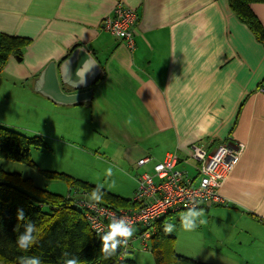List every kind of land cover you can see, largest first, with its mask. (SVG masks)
<instances>
[{
  "label": "crops",
  "instance_id": "obj_1",
  "mask_svg": "<svg viewBox=\"0 0 264 264\" xmlns=\"http://www.w3.org/2000/svg\"><path fill=\"white\" fill-rule=\"evenodd\" d=\"M118 4L136 13L132 46L102 29ZM250 9L264 28V3ZM2 35L30 43L21 61L10 56L0 69L1 109L17 88L18 112L26 108L53 117L85 112L103 138L109 162L116 159L131 173H152L168 153L178 156L177 167L195 169L187 162L193 145L211 152L221 144H242L243 154L218 191L224 204L205 202L200 208L206 210L203 218L217 224L260 228L255 260L264 264V47L227 0H0ZM79 47L100 69L91 86L78 91L91 90L92 98L54 104L35 91V83L49 63L60 64ZM80 78L78 86L86 81ZM142 158L149 161L138 166ZM235 256L236 264H249Z\"/></svg>",
  "mask_w": 264,
  "mask_h": 264
},
{
  "label": "trees",
  "instance_id": "obj_2",
  "mask_svg": "<svg viewBox=\"0 0 264 264\" xmlns=\"http://www.w3.org/2000/svg\"><path fill=\"white\" fill-rule=\"evenodd\" d=\"M227 2L232 13L249 28L256 40L264 47V28L250 9L251 4L264 3V0H227ZM29 43L30 40L26 38L2 35L0 69L6 66L10 56L21 60L23 50ZM31 149L45 150L48 146L40 138H30L0 126V159L34 166L30 160ZM40 172L47 179L65 182L69 186V192H74V196L71 193L67 196L54 194L47 189L36 187L31 179L24 178L21 174L4 172L0 169V262L2 264H19L20 256H38L42 264H63L65 252L70 256L79 257L82 264H135L134 261L127 259V256L119 260L118 251L109 259H105L100 252L99 237L90 228L85 211L76 205V195L87 194L86 200L93 202L90 200V193L96 186L65 174ZM102 191L104 196L97 203L99 205L114 211H133L140 207L138 201L114 195L104 189ZM18 209L24 210L25 221H17ZM168 214L152 225L151 252L158 263L162 261V264L170 262L197 264L192 259L174 252L167 258L166 253L162 251V248L170 244L169 240L174 239L163 232ZM27 219L32 220L37 226L35 234L37 242L30 250L24 251L18 247L16 238L24 230L23 226L27 223ZM141 230L142 228H139L135 231L133 235L135 239H139L136 237ZM143 248L147 250V244Z\"/></svg>",
  "mask_w": 264,
  "mask_h": 264
},
{
  "label": "rangeland",
  "instance_id": "obj_3",
  "mask_svg": "<svg viewBox=\"0 0 264 264\" xmlns=\"http://www.w3.org/2000/svg\"><path fill=\"white\" fill-rule=\"evenodd\" d=\"M16 89L14 88V91L12 89L9 93L10 99L6 108L1 109L3 102L0 100V126L30 138H40L49 146V149H31L30 160L34 166L0 159L2 171L21 174L24 178L31 179L36 187L62 196H67L69 193L74 196V192H69V186L65 182L47 179L40 171L65 174L96 187L103 185L102 189L114 195L126 199L134 198L137 188L136 174L140 175L146 170L135 169L138 170L135 174L136 171L131 173L127 167L118 165L119 162L116 159L110 163L108 159L110 156L106 157L101 148L103 138L90 125L87 113L83 112L72 117L70 115L53 117V115H39L26 108L24 113L18 112V106L13 107L16 102L14 100L19 98ZM50 123H53L54 127ZM190 166L184 164L177 168L180 170L187 168L192 175H196L195 169L192 165ZM109 167L112 168L111 176L106 175ZM76 197H82V195ZM83 197L88 199L87 194ZM212 220L215 222L207 220L206 224L199 225L196 230L189 232L182 228L180 214L166 219L165 224L175 225L174 232L166 234L174 239L169 240L170 246L166 245L162 248L167 258L174 252L193 261L196 260L195 258H197L196 261L203 260L204 264H236L239 259L235 255L240 254L243 258L250 259L249 264H260L255 260L259 254L257 248L260 240L257 236H262L260 228L253 226V230H248L243 223L242 226L231 228L227 220L220 224H217L216 219ZM209 221L210 224H208ZM219 239L224 241L223 245L217 242ZM151 242L150 239L146 241V250L141 244V239H135L127 259L134 261L135 264H162V261L157 262L155 255L151 252ZM239 243L242 245L239 246Z\"/></svg>",
  "mask_w": 264,
  "mask_h": 264
},
{
  "label": "built area",
  "instance_id": "obj_4",
  "mask_svg": "<svg viewBox=\"0 0 264 264\" xmlns=\"http://www.w3.org/2000/svg\"><path fill=\"white\" fill-rule=\"evenodd\" d=\"M136 19L134 10L118 4L113 15L102 22V29L132 46V28ZM243 151L242 144H237L235 147L221 144L211 152L204 147L193 145L187 162L195 163V178L177 170L178 156L175 153H168L161 162L153 166L152 173H142L137 176V189L133 198L140 202L137 210L114 211L87 201L83 197L86 194L76 197L75 203L85 211L86 220L99 239L113 218L126 217L133 228H142L136 238L141 239L142 246L146 247V241L150 239L153 231V223L168 213L186 211V205L192 207L193 202H196L197 207L205 202L214 205L224 204V199L218 191L236 166ZM148 161V158L139 159L137 165L143 166ZM134 239L135 237L132 236L127 246L117 249L119 260L130 253Z\"/></svg>",
  "mask_w": 264,
  "mask_h": 264
},
{
  "label": "clouds",
  "instance_id": "obj_5",
  "mask_svg": "<svg viewBox=\"0 0 264 264\" xmlns=\"http://www.w3.org/2000/svg\"><path fill=\"white\" fill-rule=\"evenodd\" d=\"M132 6V5H130ZM86 81L83 79L78 82L79 85H83ZM77 86V84H76ZM133 117L129 116L125 123L130 125ZM106 175H112V168L109 167L106 170ZM114 183V182H113ZM103 185H98L90 193V200L99 203L104 196L102 191ZM187 210L180 215V223L185 231H194L199 225L207 223L205 217V209L196 206V202H193L192 207L186 205ZM17 221H25V213L23 209L17 210ZM24 230L16 238L18 247L24 251L30 250V248L37 242L36 233L37 226L32 220L27 219V223L23 226ZM175 230V225L172 223H166L163 226V232L165 234H171ZM135 229L131 226L129 220L126 217L113 218L107 225V230L103 232L100 237V252L105 259H109L121 246H127L129 239L135 233ZM63 264H82V261L77 256H70L69 253H63ZM19 264H42L40 257L38 256H20L18 257Z\"/></svg>",
  "mask_w": 264,
  "mask_h": 264
},
{
  "label": "water",
  "instance_id": "obj_6",
  "mask_svg": "<svg viewBox=\"0 0 264 264\" xmlns=\"http://www.w3.org/2000/svg\"><path fill=\"white\" fill-rule=\"evenodd\" d=\"M99 73L100 69L90 54L79 47L60 64L49 63L36 81L35 91L57 105L86 103L91 100L92 91H78L89 88ZM80 77H85L87 82L76 86ZM64 86L76 93H65L62 90Z\"/></svg>",
  "mask_w": 264,
  "mask_h": 264
}]
</instances>
